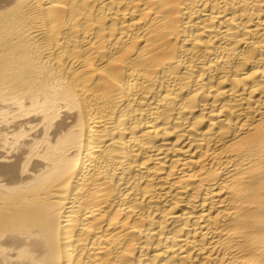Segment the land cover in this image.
Segmentation results:
<instances>
[{"label":"bare ground","instance_id":"1","mask_svg":"<svg viewBox=\"0 0 264 264\" xmlns=\"http://www.w3.org/2000/svg\"><path fill=\"white\" fill-rule=\"evenodd\" d=\"M0 264H264V0H0Z\"/></svg>","mask_w":264,"mask_h":264}]
</instances>
